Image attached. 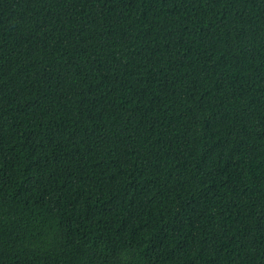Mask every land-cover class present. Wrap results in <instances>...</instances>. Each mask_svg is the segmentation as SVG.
<instances>
[{"label": "trees", "instance_id": "trees-1", "mask_svg": "<svg viewBox=\"0 0 264 264\" xmlns=\"http://www.w3.org/2000/svg\"><path fill=\"white\" fill-rule=\"evenodd\" d=\"M0 264H264V0H0Z\"/></svg>", "mask_w": 264, "mask_h": 264}, {"label": "bare ground", "instance_id": "bare-ground-1", "mask_svg": "<svg viewBox=\"0 0 264 264\" xmlns=\"http://www.w3.org/2000/svg\"><path fill=\"white\" fill-rule=\"evenodd\" d=\"M232 75V74H231ZM230 76V75H229ZM229 78V77H228ZM227 81V80H226ZM105 85V84H104ZM98 91V90H97ZM114 102V101H113ZM109 103V102H108Z\"/></svg>", "mask_w": 264, "mask_h": 264}]
</instances>
